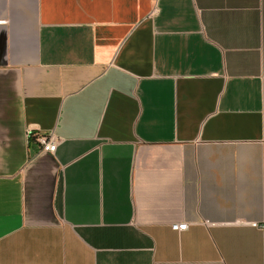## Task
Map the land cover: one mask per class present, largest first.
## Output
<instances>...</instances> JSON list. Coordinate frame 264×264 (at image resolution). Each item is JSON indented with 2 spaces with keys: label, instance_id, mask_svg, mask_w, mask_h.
<instances>
[{
  "label": "crops",
  "instance_id": "obj_1",
  "mask_svg": "<svg viewBox=\"0 0 264 264\" xmlns=\"http://www.w3.org/2000/svg\"><path fill=\"white\" fill-rule=\"evenodd\" d=\"M0 264H264V0H0Z\"/></svg>",
  "mask_w": 264,
  "mask_h": 264
},
{
  "label": "built area",
  "instance_id": "obj_2",
  "mask_svg": "<svg viewBox=\"0 0 264 264\" xmlns=\"http://www.w3.org/2000/svg\"><path fill=\"white\" fill-rule=\"evenodd\" d=\"M154 1L157 5L158 0H154ZM28 137L30 139L34 138V142L39 146V149L41 151L54 152L57 147L58 139L56 138V135L54 134V132L39 133V134H35L34 136V133L30 131L28 132ZM252 225L259 226L257 222H252ZM188 227H189L188 222H177L172 225V228L176 231H184Z\"/></svg>",
  "mask_w": 264,
  "mask_h": 264
}]
</instances>
